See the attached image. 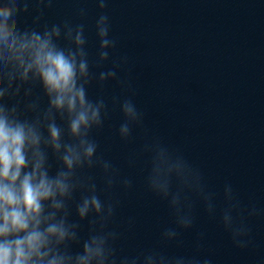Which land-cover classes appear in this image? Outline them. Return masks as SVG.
<instances>
[{
  "label": "clouds",
  "instance_id": "obj_1",
  "mask_svg": "<svg viewBox=\"0 0 264 264\" xmlns=\"http://www.w3.org/2000/svg\"><path fill=\"white\" fill-rule=\"evenodd\" d=\"M99 7H106L105 0H99ZM2 14L5 18L9 10L4 9ZM108 17L101 14L97 20V36L99 38V57L101 61L109 58V47H114V41L109 39ZM6 34V30H5ZM76 50L65 52L48 47L47 42L41 44L36 52L35 64L43 80L44 87L49 95L52 106L58 111L68 113V131L70 136L78 138V145L64 144V155L62 161L68 170L73 169L76 164L87 165L89 168L99 167L104 174L108 188L116 182L117 170L109 161L97 155L98 144L91 138L93 129L103 125L107 115L106 104L103 99L95 101L89 99L87 86L91 83L90 65L88 53L83 47L86 40L83 34V26L75 35ZM79 57V59H78ZM116 77L114 70L101 72L99 80L104 82ZM124 116V122L119 127V136L127 140L131 135L134 124H138L141 114L131 99H125L120 104ZM52 145L59 151L61 129L53 122L49 125ZM38 144L39 137L31 130L27 133L22 125L12 127L0 118V264H37L40 259V249L45 243L46 236L39 231L40 214L42 201L52 200L54 207H61V203L55 200L57 194L64 196L69 193L67 182L70 171H59L55 176H49L47 170H42V158L35 163L33 170L25 173L21 179V169L25 167L24 148L26 142ZM146 152L150 153V166L146 182L149 190L157 196L167 200L174 212L175 222L181 229L190 228L193 223L191 215L192 204L189 199V190L203 200L208 207L209 213L214 211L211 203L212 194L205 191L202 184V177L198 170L193 168L182 156L170 152L158 142L146 145ZM194 178V183H189L188 177ZM91 195L84 198L79 206L78 212L81 217L86 216L91 209L97 214H105L104 218L110 221L114 214V205L105 203L97 195V186L90 177ZM17 181L19 183L17 184ZM125 188L131 186V181H121ZM224 199L227 207L223 211L222 220L225 221V229L231 233L233 242L238 247L246 246V243L239 239L241 235H247L248 229L233 228L228 213L233 209H239V202L235 200L232 189L226 186ZM256 213L252 209L250 215ZM31 225V230H29ZM24 233V235H18ZM59 233L64 235L62 227L50 225L47 234ZM114 240L118 238L115 231L108 233ZM14 236V239H9ZM177 236V231L166 230L163 239L171 241ZM106 238H100L98 247L93 249L86 244L85 252L89 255L95 254L101 260L107 259L103 248L99 245L104 243ZM33 257L37 261H33ZM82 262L88 260V256L80 258ZM199 264L197 261H185L183 258L170 259L158 252L141 254L136 257H117L112 253L111 264ZM55 264V261L52 262ZM203 264H210L205 260Z\"/></svg>",
  "mask_w": 264,
  "mask_h": 264
}]
</instances>
